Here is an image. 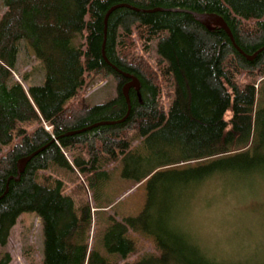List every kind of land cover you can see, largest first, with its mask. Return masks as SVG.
<instances>
[{"label":"trees","instance_id":"trees-1","mask_svg":"<svg viewBox=\"0 0 264 264\" xmlns=\"http://www.w3.org/2000/svg\"><path fill=\"white\" fill-rule=\"evenodd\" d=\"M118 4L129 6L111 11L105 32V15ZM194 12L221 15L240 50ZM21 40L42 63V84L15 77ZM112 66L140 81L129 91L130 109L122 92L128 78ZM110 77L114 95L92 103L87 87ZM263 107L264 0H0V246L23 212H35L44 228L42 264H241L207 259L177 228L171 215L181 184L171 179L138 216L110 215L101 224L107 255L89 250L92 207L80 214L63 181L42 172L57 163L109 177L105 167L124 162L122 174L141 181L190 163L250 170L252 158L237 167L234 160L253 149ZM34 152L16 180L17 160ZM151 154L159 161L133 174L134 160ZM140 231L158 234L160 256L127 259ZM10 261L6 252L0 264Z\"/></svg>","mask_w":264,"mask_h":264},{"label":"rangeland","instance_id":"rangeland-1","mask_svg":"<svg viewBox=\"0 0 264 264\" xmlns=\"http://www.w3.org/2000/svg\"><path fill=\"white\" fill-rule=\"evenodd\" d=\"M23 75L28 76L29 84L44 82L42 63L21 40L15 77L21 80ZM23 85L27 88V83ZM115 91L116 80L110 77L93 81L85 95L96 104L110 99ZM260 117H264V107ZM251 144L253 149L244 159L234 160V164L235 167L241 166L246 160L247 163L251 162L252 158L254 162L250 165L256 166L252 172L249 171L254 168L231 171L233 173L217 172L209 165L204 168L199 163H190L162 168L159 170L162 174L154 176L153 172L139 181L122 174L124 162H115L105 167L110 172L109 177H101L99 173L82 170L79 166L67 167L57 163L42 174L63 181V190L74 198L80 214L83 206L89 204L92 207V227L84 234L89 250L101 247V253L107 255L103 246L105 226L101 224H107L110 215L119 220L126 216H138L150 196L158 202V189L168 185L171 179L181 184L175 194L176 204L171 215L173 223L180 227V231L187 233L207 259L222 263L264 264V127L257 129L254 125ZM5 149L0 147V152ZM71 153L69 150L68 156ZM144 160L141 164L134 160L137 165H131L133 174L155 165L159 158L151 154ZM39 181L42 182V176ZM105 205L109 207L101 208ZM155 212L156 208L152 205L148 214ZM133 235L137 240V250L128 260L142 254L156 253V256H160L161 250L157 251L154 245L159 239L157 233L148 235L140 231ZM43 249L41 218L35 212H23L11 230L7 245L0 246V259L9 252L11 261L8 264H42Z\"/></svg>","mask_w":264,"mask_h":264},{"label":"water","instance_id":"water-1","mask_svg":"<svg viewBox=\"0 0 264 264\" xmlns=\"http://www.w3.org/2000/svg\"><path fill=\"white\" fill-rule=\"evenodd\" d=\"M124 5L125 6H129L127 4H118V5L112 6L108 10V12H107V14L105 15V18H104L105 32H106V27H107V19H108L109 14L111 13V11L114 10L115 8H117V7L124 6ZM194 15L207 28H214L216 26L222 27L227 32V34L230 36V38L233 41V43L235 44V46L239 49V47L237 46V44L235 42V39H234V36H233V33H232L230 27L228 26L226 20L221 15H219L217 13H213V12H202V13L194 12ZM256 53L253 56L249 57V58H253L256 55ZM103 55H104L105 59L107 60V58L105 56V53H104V44H103ZM124 75L128 78V81L123 84L122 92H123V94H124V96H125V98L127 100L128 108L130 109L129 91H130L131 88L139 89L140 88V81L134 75H129V74H124ZM128 113H129V110H128ZM128 113L125 116V118L128 116ZM104 123L105 122H100V123L94 124L93 126H97L99 124H104ZM36 153L37 152H34V153H32V154H30L28 156H23V157H21V158H19L17 160V175L15 177L16 180L20 179V176L24 172V170H25V168L27 166V163L32 159V157Z\"/></svg>","mask_w":264,"mask_h":264},{"label":"bare ground","instance_id":"bare-ground-1","mask_svg":"<svg viewBox=\"0 0 264 264\" xmlns=\"http://www.w3.org/2000/svg\"><path fill=\"white\" fill-rule=\"evenodd\" d=\"M26 45V44H25ZM19 50H20V48H19ZM19 54V53H18ZM17 59H18V57H17ZM115 70H117L119 73H121L123 76H125L124 74H126V73H123V72H121V71H119L118 69H116V67H114V66H112ZM126 77V76H125Z\"/></svg>","mask_w":264,"mask_h":264}]
</instances>
